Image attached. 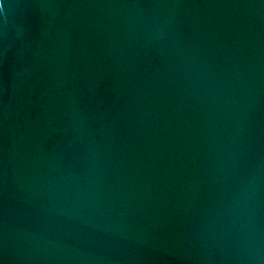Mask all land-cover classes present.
Here are the masks:
<instances>
[{"label": "water", "instance_id": "95a60500", "mask_svg": "<svg viewBox=\"0 0 264 264\" xmlns=\"http://www.w3.org/2000/svg\"><path fill=\"white\" fill-rule=\"evenodd\" d=\"M0 264H264V0H0Z\"/></svg>", "mask_w": 264, "mask_h": 264}]
</instances>
